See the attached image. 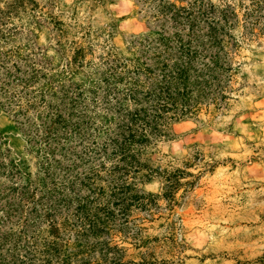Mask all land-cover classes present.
Wrapping results in <instances>:
<instances>
[{"label": "trees", "instance_id": "16d2710c", "mask_svg": "<svg viewBox=\"0 0 264 264\" xmlns=\"http://www.w3.org/2000/svg\"><path fill=\"white\" fill-rule=\"evenodd\" d=\"M150 2L148 30L124 49L104 45L96 59L85 57L99 34L76 24L83 32L69 56L56 39L60 65L37 40L49 24L61 36L63 22L25 0L0 6V110L34 159V169L17 165L0 132V264H135L123 244L138 239L133 209L157 196L141 186L157 172V145L231 98L243 44L235 8Z\"/></svg>", "mask_w": 264, "mask_h": 264}, {"label": "rangeland", "instance_id": "374dc122", "mask_svg": "<svg viewBox=\"0 0 264 264\" xmlns=\"http://www.w3.org/2000/svg\"><path fill=\"white\" fill-rule=\"evenodd\" d=\"M31 1L25 0L28 10L37 7L65 24L61 36L46 25L37 40L58 65L56 39L69 56L70 42L83 32L76 24L99 34L89 39L94 46L85 57L96 59L104 45L124 49L132 35L147 31L145 15L151 17L154 7L150 0ZM167 1L182 6L192 0ZM211 1L235 8L236 37L243 44L234 60L240 67L226 103L175 124L174 138L157 145L149 162L157 172L141 185L157 196L133 209L138 239L123 244L135 264H264V0ZM247 6L253 13L246 17ZM0 132L15 163L34 169L22 134L3 110Z\"/></svg>", "mask_w": 264, "mask_h": 264}]
</instances>
